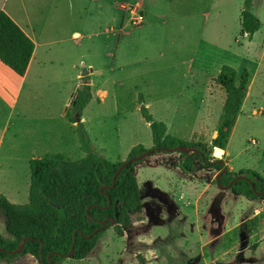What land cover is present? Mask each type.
<instances>
[{"label":"rangeland","instance_id":"rangeland-1","mask_svg":"<svg viewBox=\"0 0 264 264\" xmlns=\"http://www.w3.org/2000/svg\"><path fill=\"white\" fill-rule=\"evenodd\" d=\"M172 2L155 26L140 29V19L128 12L124 26L104 22L88 0H0V10L22 25L31 22L26 29L33 27L39 39L53 42L39 53L22 84L0 80L1 194L14 204L29 202L34 158L86 157L77 123L72 127L65 117L84 82L95 99L80 117L100 157L119 163L138 145L154 148L152 129L141 113L145 104L168 125L170 136L188 142L202 135L211 147L226 95L201 70L214 79L224 66L235 68L238 78L249 72V89L252 74L257 70L259 76L227 155L214 150L213 158L228 162L236 173L251 170L264 178V0L251 8L263 23L254 39L242 33L245 0ZM206 85L208 106L186 103L207 94ZM182 157L162 152L137 164L143 196V213L135 215L139 221L124 237L114 227L106 230L87 259L64 258L57 264H264V214L256 215L263 199L222 191L217 172L200 162L194 174L183 173ZM6 226L0 209V232L12 242ZM0 264L41 263L21 254Z\"/></svg>","mask_w":264,"mask_h":264},{"label":"trees","instance_id":"trees-1","mask_svg":"<svg viewBox=\"0 0 264 264\" xmlns=\"http://www.w3.org/2000/svg\"><path fill=\"white\" fill-rule=\"evenodd\" d=\"M253 3L254 0H245V8L240 18L242 33L250 38H253L262 26L260 19L251 11ZM35 49L36 45L27 33L8 13L0 10V62L18 77H24ZM250 77L249 72L244 71L241 78H238L235 68L224 66L214 79V83L225 93L226 101L221 125L217 136L212 139L211 147L206 144L202 135H196L188 142L170 136L168 125L156 120L146 106L142 107L141 113L152 129L154 148H197L200 151L197 154L182 153L180 170L185 174H194L200 167V162L203 167L220 173L224 166L210 165L209 162L217 161L213 158L216 148H228L248 93ZM140 98L143 101V96ZM92 100V86L84 82L78 88L66 118L71 123H77V114L82 116ZM77 134L81 148L86 153L83 159L73 161L62 154H56L34 158L31 161L30 198L27 204H14L5 195H0V209L7 218L6 230L15 239L9 242L0 233V248L5 250L0 251V262H12L21 254H30L41 262L43 243V263L50 264L48 256L51 255L52 262L57 264L66 258L62 255L71 251L75 237V252L71 259L83 261L94 251L99 238L106 230L114 227L117 235L124 237L126 231L139 221L135 215L143 213V196L136 173V166L140 162L129 164L118 176L113 188V178L123 162L113 163L94 153L82 122L77 124ZM147 150L143 145H138L126 160L140 156ZM159 153L162 152H154L152 155ZM202 155L208 162L203 161ZM238 175L248 176L257 191H264V178L251 170L240 173L228 171L221 178V184H230ZM231 191L254 200L264 199V196H257L251 184L245 180L235 183ZM110 218H116L114 225H108L91 239L85 238L101 227L99 222ZM23 238H32L34 241L27 242L21 254H9L8 251L16 250Z\"/></svg>","mask_w":264,"mask_h":264},{"label":"crops","instance_id":"crops-1","mask_svg":"<svg viewBox=\"0 0 264 264\" xmlns=\"http://www.w3.org/2000/svg\"><path fill=\"white\" fill-rule=\"evenodd\" d=\"M88 1H90V3H95L97 5V9L99 8V13L101 14L100 16L102 18H104V22H106V23L111 22L112 25L117 24V26H119V25L124 26L125 25V19H126V17H125L126 12H128V15L132 16V18H134V19H140V17H142V21L140 22L141 25L138 26V27H140V29H145L147 27L149 28V27L155 26L154 25L155 20L161 19L164 16L165 11H167L169 6L172 5V3H173L172 0H88ZM255 1L256 0H254V3H255ZM254 3H253V6H254ZM2 10H4L6 13H8L14 19V21L27 33V35L34 41V43L36 45V49H35L33 58L30 62V66L28 68V71L24 77H18L8 67L4 66L0 62V80L2 78H4L9 83V82H14V80L16 79L18 84L19 83L22 84L23 81L25 80V78L28 76L29 72L31 71L34 63L36 62L39 53L43 49H45L46 46L52 45L53 42H45L43 39H39L36 36V33L33 30V27H31V28L28 27V29H26L27 25L31 26V22L26 23V25H22L21 22L18 21L17 17H15V16L11 15L9 12H7L5 8ZM262 29H263V23H262L260 31L258 33H256L252 39H254L258 34H260ZM110 30H113V28H111ZM107 32H110V31H108V29H107ZM244 60H246V58H244ZM189 71L193 72V67L190 66ZM221 71L218 70V73L215 76L217 77L221 73ZM201 73L206 78L208 77L207 78L208 81L214 82L215 78L213 79L211 77L212 74L209 73L206 69H202ZM258 76H259V73L256 70V72L252 74V84H251L250 89H249L247 96L245 98L243 107H245L247 100H249V98L252 95L251 91L257 84L256 82H257ZM78 78H80V76H78ZM83 79H84V77H83ZM89 81H90V79H89ZM0 83H2V82L0 81ZM205 91L207 92V94H204V96H192L188 99H185L186 103L190 104L188 102V100H191V103L195 104L196 106H199V107L200 106L201 107L208 106L207 103L209 101H211L210 95H208V92L210 91L209 85H206ZM92 93H93V89H92ZM104 93L107 95L106 92H104ZM100 94L102 95L103 93H100ZM198 95H201V94H198ZM181 97H182V95H180L178 97V100H180ZM94 99H95V97L93 94V100ZM99 102L102 103V100L99 99ZM70 105H71V103H69V106ZM145 106L147 107L149 105L145 104ZM262 112L264 113V111L261 110V114H262ZM82 121H85L84 116L82 118ZM71 125H72V127H74L75 124L71 123ZM215 150L217 151V153H218V151L222 152L221 156L227 155V153H225L227 149L221 150V149L216 148ZM225 165H227L229 167L228 169L230 172L236 173L235 170L230 167L228 162L225 161ZM217 174H218V172L216 173V175ZM0 195H1V193H0Z\"/></svg>","mask_w":264,"mask_h":264},{"label":"water","instance_id":"water-1","mask_svg":"<svg viewBox=\"0 0 264 264\" xmlns=\"http://www.w3.org/2000/svg\"><path fill=\"white\" fill-rule=\"evenodd\" d=\"M80 122H82V117H80V114H77V124L80 123ZM160 151L161 152H168V153L181 152V153H184V154H187V155L192 154V153L197 154V153L200 152L197 148L184 147V146H179V147L171 148V149L153 148L151 150H147L142 155L137 156V157H132V158L126 160L125 162H123V164L120 166V168L118 169V171L116 172V174H115V176L113 178L112 187L113 188L115 187L118 176L122 173V171L129 164L141 162V161L145 160L146 158L150 157L154 152H160ZM202 158H203L204 162H208L203 155H202ZM209 164L210 165L218 164V165L224 166V169L216 176V184L220 187V189L222 191H229V190L232 189V187L234 186L235 183H237L238 181H241V180H245V181H247V182H249L251 184V186H252V188L255 191L257 196H259V197H263L264 196V191H262V192L257 191L254 182L246 175H238V176H236L234 178V180H232L230 182V184H228L226 186L222 185L221 184V178L229 171L228 167L225 165V162L223 160H217V161H211V162H209ZM115 223H116V218H110V219L105 220L103 222H99L101 227L98 228L93 234H91L90 236L85 237V238L91 239L96 234H98L99 232L104 230L108 225H114ZM81 235L84 237V235L82 233H81ZM30 241H34V239H32V238H23L22 241L20 242L19 246L17 247V249L14 250V251H8V253L11 254V255H19V254H21L24 251V249H25L26 243L30 242ZM75 243H76V237L74 238V245H73L71 251L67 255H62V256L66 257V258H71L74 255V252H75ZM43 247H44V244L42 243L41 262H40L41 264H44L43 263ZM0 251H5V250L3 248H0ZM48 258H49L50 264H54L52 262L51 255H49Z\"/></svg>","mask_w":264,"mask_h":264},{"label":"built area","instance_id":"built-area-1","mask_svg":"<svg viewBox=\"0 0 264 264\" xmlns=\"http://www.w3.org/2000/svg\"><path fill=\"white\" fill-rule=\"evenodd\" d=\"M140 21H142V17H140ZM254 144H257L256 142H254ZM259 214H264V201H263V205L256 210V215H259Z\"/></svg>","mask_w":264,"mask_h":264},{"label":"flooded vegetation","instance_id":"flooded-vegetation-1","mask_svg":"<svg viewBox=\"0 0 264 264\" xmlns=\"http://www.w3.org/2000/svg\"><path fill=\"white\" fill-rule=\"evenodd\" d=\"M218 174H219V173H218ZM218 174H217V175H218ZM263 201H264V199H263Z\"/></svg>","mask_w":264,"mask_h":264}]
</instances>
